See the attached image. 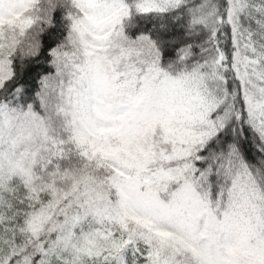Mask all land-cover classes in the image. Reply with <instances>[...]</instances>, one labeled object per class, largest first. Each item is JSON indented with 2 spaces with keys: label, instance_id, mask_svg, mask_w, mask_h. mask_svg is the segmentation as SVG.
Instances as JSON below:
<instances>
[{
  "label": "snow or ice",
  "instance_id": "snow-or-ice-1",
  "mask_svg": "<svg viewBox=\"0 0 264 264\" xmlns=\"http://www.w3.org/2000/svg\"><path fill=\"white\" fill-rule=\"evenodd\" d=\"M0 264H264V0H0Z\"/></svg>",
  "mask_w": 264,
  "mask_h": 264
}]
</instances>
